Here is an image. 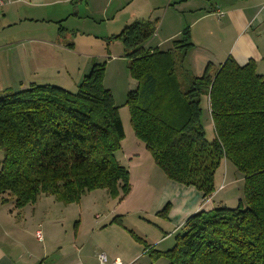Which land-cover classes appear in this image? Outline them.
<instances>
[{
    "label": "trees",
    "instance_id": "obj_1",
    "mask_svg": "<svg viewBox=\"0 0 264 264\" xmlns=\"http://www.w3.org/2000/svg\"><path fill=\"white\" fill-rule=\"evenodd\" d=\"M136 20L107 41H119L136 81L124 105L130 125L167 180L207 199L222 161L241 174L243 199L188 216L171 249L151 257L168 264H264V76L249 61L207 64L200 77L184 69L193 47L189 28L168 50L145 49L156 30ZM105 64H93L76 91L30 84L0 94V202L16 209L40 195L68 205L106 190L123 199L130 174L115 159L124 129L112 94L103 86ZM214 137L206 139L202 100ZM166 210V209H165ZM165 213V211H163ZM121 218L111 224L121 225ZM134 239L140 243L139 238Z\"/></svg>",
    "mask_w": 264,
    "mask_h": 264
},
{
    "label": "crops",
    "instance_id": "obj_2",
    "mask_svg": "<svg viewBox=\"0 0 264 264\" xmlns=\"http://www.w3.org/2000/svg\"><path fill=\"white\" fill-rule=\"evenodd\" d=\"M208 1L212 2L210 6L197 4L196 0H14L13 3L27 4V9L44 8V18L57 26L58 41L48 44L49 47L76 55L68 53L70 56H66L63 62L57 61L56 72L59 75L64 69L67 75H79L76 87L88 75L93 64L104 63L106 66L117 61L119 56L124 57L123 51L122 55L112 53V48L120 42L107 41L108 38L136 20L151 22L159 10H163V20L144 45L145 49H171L172 41L179 38L183 29L189 28L193 47L187 54L184 69L192 76L199 77L197 74L207 64L218 67L229 57L239 66L253 61L257 73L264 76V0ZM11 4L0 7V15L4 17L15 12L16 17L20 16V11L14 10ZM96 16L105 21L106 29L113 26L118 33H86L84 23ZM69 22L79 23L78 29H67L65 24ZM78 36L89 39L88 44L102 45L94 53L80 52L76 42ZM67 37L73 41L65 43ZM17 70L19 75L22 70L20 64ZM131 81L129 88L133 90L137 84ZM30 84L36 83L20 81L15 89L2 87L1 91H18ZM206 102L208 107V98ZM239 180L243 182L242 177ZM166 186L176 190V194L180 193L177 198L182 197L175 199V208L169 215L170 219H175L177 228H181L188 216L217 207L211 200L216 190L204 199L192 187L167 179ZM190 197L193 200L188 204ZM3 198L6 202H0V264H96L100 253L109 260L120 259L123 264H153L148 260L145 249L130 234L110 223L121 215L119 204L114 203L110 211L99 214L94 212V208L76 210L74 204L64 205L53 196L40 195L34 203L22 209H16L10 197L4 195ZM37 231L41 240L35 236Z\"/></svg>",
    "mask_w": 264,
    "mask_h": 264
},
{
    "label": "rangeland",
    "instance_id": "obj_3",
    "mask_svg": "<svg viewBox=\"0 0 264 264\" xmlns=\"http://www.w3.org/2000/svg\"><path fill=\"white\" fill-rule=\"evenodd\" d=\"M196 2L207 4L205 6H210L212 3L208 0H196ZM11 7L14 10L17 8L21 14L17 17L15 12L4 17L0 15V94L2 87L15 89L20 81L35 82L37 85L48 84L74 93L79 75H67L64 69H60L61 72L58 75L55 69L57 61L63 62L66 56L74 54L56 50L48 45L58 41L56 24L44 18L46 17V14H43L44 8L27 9V4L24 3H13ZM155 20L157 28L163 20V10H159L152 16L151 22ZM104 22L100 16H96L92 21L88 20L84 23L83 29L91 35H105L110 31L118 33L116 27L110 26L106 29L107 25ZM65 26L69 30H74L78 29L79 23L69 22ZM72 41L71 37L65 39V43ZM87 41L89 42V39L85 37H77L76 42L80 52L94 53V50L97 51L102 45V43L88 44ZM122 51L121 43H116L112 48V53L115 55H122ZM128 63L127 58L119 56L117 61L106 65L103 86L111 92L115 105L119 107L125 137L121 142V149L114 156L130 174V192L119 200L112 198L106 190H95L83 196L79 202L71 204H74L76 210L85 211L88 208H94V212L99 214L110 211L115 206L114 203L119 204L121 206L119 216L122 221L121 225H115L121 227L131 237L135 236L141 240L139 244L145 249L151 263L168 264V261L162 257L154 260L151 252L153 250L163 252L173 247L177 234L175 232H178L180 228H177L175 219H170L169 215L175 208V199H182V197L177 198L176 195L180 193L176 194V190L166 186L164 173L154 165L144 144L134 136L129 122V111L124 105L126 95L131 91L130 82L133 80L128 72ZM19 64L22 70L18 75L16 72L18 73ZM81 67L83 68L84 65L82 64ZM204 68L197 74L199 77L203 74ZM196 69L199 68L196 67ZM201 106L206 139L211 141L214 131L206 99L203 98ZM2 157L3 154L0 151V160ZM240 177L241 174L230 162L222 161L216 173V192L211 197L215 205L228 208L237 206L238 201L243 199V182H240ZM164 198H166L165 202ZM192 200L193 197H190L188 204ZM132 239L137 242L134 237Z\"/></svg>",
    "mask_w": 264,
    "mask_h": 264
},
{
    "label": "built area",
    "instance_id": "obj_4",
    "mask_svg": "<svg viewBox=\"0 0 264 264\" xmlns=\"http://www.w3.org/2000/svg\"><path fill=\"white\" fill-rule=\"evenodd\" d=\"M13 2H14V0H0V7H4V6L9 5ZM35 236L38 240H41V234L39 231H37L35 233ZM96 264H123V263L120 259L109 260L105 254L100 253L97 256Z\"/></svg>",
    "mask_w": 264,
    "mask_h": 264
}]
</instances>
